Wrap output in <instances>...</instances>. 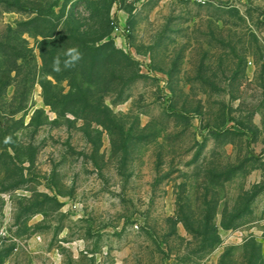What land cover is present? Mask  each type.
<instances>
[{"label": "rangeland", "instance_id": "374dc122", "mask_svg": "<svg viewBox=\"0 0 264 264\" xmlns=\"http://www.w3.org/2000/svg\"><path fill=\"white\" fill-rule=\"evenodd\" d=\"M0 264H264V0H0Z\"/></svg>", "mask_w": 264, "mask_h": 264}, {"label": "built area", "instance_id": "2783aa9c", "mask_svg": "<svg viewBox=\"0 0 264 264\" xmlns=\"http://www.w3.org/2000/svg\"><path fill=\"white\" fill-rule=\"evenodd\" d=\"M129 2H136L137 0H128ZM178 4H192L200 7L217 6L218 0H174Z\"/></svg>", "mask_w": 264, "mask_h": 264}, {"label": "clouds", "instance_id": "9594fccd", "mask_svg": "<svg viewBox=\"0 0 264 264\" xmlns=\"http://www.w3.org/2000/svg\"><path fill=\"white\" fill-rule=\"evenodd\" d=\"M73 55L71 57V61H76L80 58V54L75 50L73 49ZM71 61L69 63H71ZM59 59L57 58L56 60H54V69L55 70H59ZM66 66H68V63H66Z\"/></svg>", "mask_w": 264, "mask_h": 264}]
</instances>
